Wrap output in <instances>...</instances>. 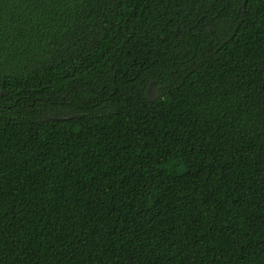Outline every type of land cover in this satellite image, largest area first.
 <instances>
[{"label":"trees","instance_id":"1","mask_svg":"<svg viewBox=\"0 0 264 264\" xmlns=\"http://www.w3.org/2000/svg\"><path fill=\"white\" fill-rule=\"evenodd\" d=\"M0 264H264V0H0Z\"/></svg>","mask_w":264,"mask_h":264},{"label":"water","instance_id":"2","mask_svg":"<svg viewBox=\"0 0 264 264\" xmlns=\"http://www.w3.org/2000/svg\"><path fill=\"white\" fill-rule=\"evenodd\" d=\"M161 95H162L161 87L157 86L154 80L151 81L150 86L148 87V90H147V96L149 100L155 101ZM82 116L83 115L73 114V115H67L63 117H51V118L55 120H68V119H73V118H80Z\"/></svg>","mask_w":264,"mask_h":264}]
</instances>
